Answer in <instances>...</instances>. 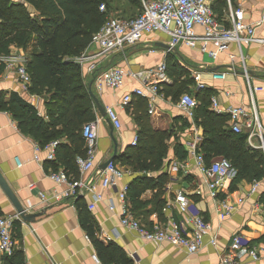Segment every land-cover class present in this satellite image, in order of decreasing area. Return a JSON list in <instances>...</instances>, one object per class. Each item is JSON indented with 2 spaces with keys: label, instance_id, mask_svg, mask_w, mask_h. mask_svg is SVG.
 I'll return each instance as SVG.
<instances>
[{
  "label": "crops",
  "instance_id": "obj_1",
  "mask_svg": "<svg viewBox=\"0 0 264 264\" xmlns=\"http://www.w3.org/2000/svg\"><path fill=\"white\" fill-rule=\"evenodd\" d=\"M211 4L215 8L214 11L221 14L220 19H224L229 25L228 2L226 5L222 0H211ZM232 5L235 9L240 5L243 7L245 22L256 26V37L264 39V24H258L264 17V1L244 3L241 0H233ZM196 33L202 35L204 29L197 27ZM160 45L169 47L168 36L162 33L147 36L140 44L126 48L122 53L97 60V71L100 73L114 67L127 72L155 68L161 63H167V59L172 55L167 53L169 49ZM210 49L213 50L214 47ZM11 50H15V55L27 54L22 48L12 47ZM87 50L93 54L99 49L97 45H89L85 51ZM152 50L155 52L151 53ZM173 55L185 65L191 66L193 86H197V92H210L211 99H218L221 106L243 105L252 109L254 101L264 128V45L254 43L240 48L233 44L228 52L219 54L216 60L203 54L199 47H179ZM88 65L89 63L81 68L88 92L91 88L105 111L109 107L116 111L121 127L117 129L107 113L102 115L93 101L92 122L97 121L98 127L95 165L84 175L78 171V178L65 171L58 157L55 161L47 160L45 151L40 153L41 160L36 161L35 148L45 146H41L32 134L23 130L13 114L1 108L0 102V172L24 208L31 214H42L33 223L21 220L16 226V251L23 254L24 264H95L93 255H97L107 264H218L231 251L237 237L242 238L245 244L239 251L234 252L235 264H264V255L258 261L249 256L250 248L264 247V207L259 203L260 196L264 194V181L261 182L258 192L251 194V183L235 185V179H232L220 191L218 198L213 199L205 183V177L185 147V143L192 136L193 127L199 130L202 137L203 130L196 126L195 118L190 120L185 115L179 107L180 100L175 102L162 93L164 97L156 100L153 114L149 113V105L147 109L141 106L145 99L134 98L128 106H123L124 97L133 94L139 83L127 78L120 89L115 91L104 89L99 93L93 75L87 72ZM214 73H226L227 77L224 81L214 80ZM200 83L205 85L203 90L198 89ZM170 84L172 80L163 85ZM193 86L189 87V90L193 92L191 96L196 97L197 92ZM31 88L32 86L29 94L24 93L17 81L16 71L4 73L0 82V95L5 94L8 99L16 93L35 108L40 119L48 122L47 98L33 94ZM146 110L153 128L157 131H173L178 135L179 143L187 153L186 159L180 160L175 152L177 142L174 138L169 140L167 158L163 168L157 173H140L134 167L124 165L120 161L133 147L135 137H138L136 115L146 114ZM210 110L216 113L212 108V102ZM186 122L189 127L185 126ZM227 127L232 131L229 121ZM247 132L248 130L244 129V134L247 135ZM60 140L64 144H69L66 137ZM221 159L223 158H216L213 162ZM110 160H117V165L123 168L126 175L118 180L115 186L104 187L98 173ZM60 170H64L71 180L82 179L89 184L93 182L96 184V193L101 199L93 211L89 206L94 202L96 195L86 191L78 197L65 198L56 203L43 202L40 194L52 196L68 190V185L58 184L50 179L53 172ZM163 175L167 178L163 187L148 190L143 194L142 200L150 202L147 207L135 212L129 201L128 204L140 224L151 230L155 225L165 226L169 220L177 222L184 220V215L177 209L175 203V192L184 191L199 214L212 225V233L205 238L203 250L195 255L188 256L170 243L155 245L147 242L138 233L126 229L121 224L120 196L123 189L129 187L138 176L157 179ZM30 185H35L34 189L31 190ZM160 189L161 195L157 197ZM224 199L230 200L236 207L234 213L227 219H222L218 210L219 202ZM77 200H82V204L91 214L94 222L93 235H90L80 223ZM161 200L164 204L158 213L157 206ZM240 200L243 202L239 203ZM113 205L115 209L111 211ZM0 207L5 216L17 215L1 188ZM211 236L217 237L216 246L210 244ZM96 242H100L103 247L97 248ZM0 264H7V258L0 256Z\"/></svg>",
  "mask_w": 264,
  "mask_h": 264
},
{
  "label": "built area",
  "instance_id": "obj_2",
  "mask_svg": "<svg viewBox=\"0 0 264 264\" xmlns=\"http://www.w3.org/2000/svg\"><path fill=\"white\" fill-rule=\"evenodd\" d=\"M264 1V0H241ZM228 2V22L214 12L211 0H141V14L134 19H121L111 17L106 20L104 26L96 33L92 39L91 46L97 45L98 51L91 54L89 50L75 59V62L81 67L87 66V72L93 75L94 84L99 93L104 89L118 90L127 78L133 79L139 83L133 94L127 95L123 99V106H128L134 98L145 99L149 105V113H154L155 102L163 98L161 85L171 82L168 76L167 63H161L155 68L142 71L127 72L119 67L110 68L104 72L97 71V60L108 58L115 53H122L126 48L140 44L147 36L162 33L169 38L170 49L167 53L173 54L179 47L198 48L216 60L221 53L229 51L231 45H238L242 48L245 45L259 44L264 45V39L256 37V26L245 22L244 9L240 5L233 8L231 0ZM106 6L102 5L100 11L104 13ZM258 24H264V17ZM202 27L204 34L198 35L196 28ZM210 47H214L213 50ZM155 51L152 50L151 53ZM28 57L23 54L15 55L12 51L9 55L0 56V66H3V72L0 73V82L4 73H13L16 71L17 81L24 93L29 94L32 86V78L27 68ZM214 80L224 81L226 73H214ZM205 85L200 83L198 89L203 90ZM262 90V89H260ZM212 108L217 114L227 115L231 124V129L236 134H244L247 129V143L251 150H258L264 153V128L261 124L259 114L254 105L252 109L246 106L223 107L218 99L212 98ZM199 104L195 97L190 94H184L180 98L179 107L190 119L194 120L196 110ZM106 113L115 127H121L120 119L116 111L109 107ZM192 136L185 143L189 156L194 160L200 173L205 177L210 195L217 199L220 191L226 186L228 181L235 179L237 172L232 162L226 158L207 164L204 154L200 151V145L203 141L202 135L196 127H193ZM82 135L86 142V155L77 157L76 165L79 173L84 175L91 171L95 165V158L98 149V127L97 121L84 125ZM138 143V137H135L132 143L133 147ZM59 141L52 142L44 148L37 146L35 148V160L40 161V153H47V160L55 161L57 159V149ZM123 168L111 161L107 167L98 173L101 183L104 187H112L117 181L125 176ZM50 179L58 184L68 185V190L63 194H40L45 203H56L65 198H75L82 195L85 191L95 194L94 202L90 204L89 209L93 211L96 203L101 199L96 193V184L87 183L80 180H71L64 170L53 172ZM261 182L252 183L251 194L258 192ZM35 185H30L34 189ZM175 203L177 209L184 215V220L177 222L169 220L165 226L155 225L149 230L143 227L136 219L128 204V187L124 188L121 196L122 217L121 224L130 231L140 235L142 239L155 245L170 243L178 249L184 251L188 256L195 255L203 250L205 238L212 233V225L206 221L198 212L196 206L188 199L184 191L175 192ZM200 194V192H198ZM240 200L239 203H242ZM218 210L222 219L231 217L236 207L228 199L219 202ZM115 206H111L114 211ZM21 221L19 215L3 216L0 218V256L10 258L16 251V241L13 236L14 223ZM89 240V237H87ZM210 244L217 245V237L211 236ZM244 240L240 237L235 238L231 251L228 252L218 264H235L234 252L239 251L244 245ZM264 255V247H254L249 249V256L258 261ZM95 264L103 263L97 255H93ZM117 264V263H112Z\"/></svg>",
  "mask_w": 264,
  "mask_h": 264
},
{
  "label": "trees",
  "instance_id": "obj_3",
  "mask_svg": "<svg viewBox=\"0 0 264 264\" xmlns=\"http://www.w3.org/2000/svg\"><path fill=\"white\" fill-rule=\"evenodd\" d=\"M107 0H0V55H9L12 47L22 48L27 52L28 72L32 78L31 92L47 98L49 121L38 117L34 107L13 93L10 98L0 95L1 108L10 112L20 123L23 130L32 134L41 146H46L66 137L69 144L62 141L57 149L60 164L68 173L78 178L77 157L86 155V142L82 135L84 125L93 121V100L85 85L81 67L75 59L81 56L91 44L96 33L106 23L105 13L100 5ZM138 4L141 0H126ZM233 2V0H231ZM227 5V0H222ZM142 9V7H141ZM212 9L215 10L214 6ZM215 12V11H214ZM219 17L221 14L215 12ZM170 85H162L161 93L175 102L187 94L193 93L189 87L194 79L185 68V64L172 54L167 59ZM3 66H0V73ZM198 108L195 124L203 130L200 151L207 164L216 158L230 160L237 172L235 185L243 182L264 181V153L251 150L246 134H236L227 127L229 117L210 110L211 94L198 91L195 97ZM141 106L148 108V102ZM138 143L131 147L121 158V163L132 166L140 173H157L167 158L168 141L177 142L175 152L180 160L186 159L187 153L179 143L178 135L172 131H157L151 124L147 113L136 115ZM185 126H190L187 122ZM117 164V160H113ZM167 181L165 175L159 178L138 176L128 187V201L133 211L147 207L150 202L142 200L145 192L163 187ZM159 190L157 197L161 195ZM259 203L264 207V194ZM164 201L158 202L160 213ZM80 209V223L90 234H94V222L82 200H77ZM5 216L0 207V218ZM19 221L14 223L13 236ZM97 248H102L96 242ZM7 264H24V256L15 251L7 258Z\"/></svg>",
  "mask_w": 264,
  "mask_h": 264
},
{
  "label": "water",
  "instance_id": "obj_4",
  "mask_svg": "<svg viewBox=\"0 0 264 264\" xmlns=\"http://www.w3.org/2000/svg\"><path fill=\"white\" fill-rule=\"evenodd\" d=\"M161 47H165L166 49H170V47H168L167 45H160ZM218 69H215V71H217ZM89 92L90 95L93 99V101L95 102V105L97 106L98 110L100 111V113L102 115H106V111L105 109H103L99 103V100L97 99L96 95L91 91V88H89ZM113 160H110L108 162H106L103 167L102 170H104L107 165ZM0 188L3 190V192L5 193V195L8 197L9 201L11 202V204L13 205L15 212L17 213V215H19V217L21 218L22 221H24L25 223H33L35 222V220L40 217L42 214H31L29 213L24 206L22 205V203L18 200V198L16 197L14 191L11 189V187L9 186L7 180L5 179V177L3 176V174L0 172Z\"/></svg>",
  "mask_w": 264,
  "mask_h": 264
},
{
  "label": "rangeland",
  "instance_id": "obj_5",
  "mask_svg": "<svg viewBox=\"0 0 264 264\" xmlns=\"http://www.w3.org/2000/svg\"><path fill=\"white\" fill-rule=\"evenodd\" d=\"M102 5L106 6V10L104 12L106 19L111 18V17H116V18H121V19H134L138 17L142 11L141 9L142 6L140 3L135 4V3L128 2L126 0H107V2L105 1L103 4L100 5V7ZM13 52L15 53V50ZM25 55L27 56L26 53ZM185 68L190 71L191 66L187 64L185 65ZM193 87H194L193 89L195 90V92H197V86L195 85Z\"/></svg>",
  "mask_w": 264,
  "mask_h": 264
}]
</instances>
